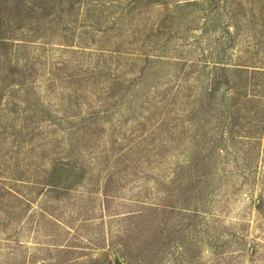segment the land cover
Instances as JSON below:
<instances>
[{
    "label": "rangeland",
    "instance_id": "1",
    "mask_svg": "<svg viewBox=\"0 0 264 264\" xmlns=\"http://www.w3.org/2000/svg\"><path fill=\"white\" fill-rule=\"evenodd\" d=\"M0 264H264V0H0Z\"/></svg>",
    "mask_w": 264,
    "mask_h": 264
}]
</instances>
